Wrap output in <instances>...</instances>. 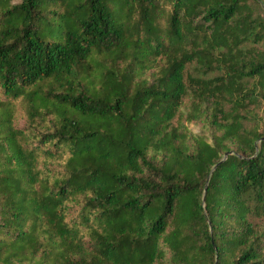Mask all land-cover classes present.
Returning a JSON list of instances; mask_svg holds the SVG:
<instances>
[{"label": "trees", "instance_id": "trees-1", "mask_svg": "<svg viewBox=\"0 0 264 264\" xmlns=\"http://www.w3.org/2000/svg\"><path fill=\"white\" fill-rule=\"evenodd\" d=\"M0 264H264V0H0Z\"/></svg>", "mask_w": 264, "mask_h": 264}, {"label": "rangeland", "instance_id": "rangeland-1", "mask_svg": "<svg viewBox=\"0 0 264 264\" xmlns=\"http://www.w3.org/2000/svg\"><path fill=\"white\" fill-rule=\"evenodd\" d=\"M13 1H17V0H13ZM24 122V119L21 116H18L17 119L15 120V124L17 126H21ZM192 129L194 132H197L199 130V126H192Z\"/></svg>", "mask_w": 264, "mask_h": 264}, {"label": "water", "instance_id": "water-1", "mask_svg": "<svg viewBox=\"0 0 264 264\" xmlns=\"http://www.w3.org/2000/svg\"><path fill=\"white\" fill-rule=\"evenodd\" d=\"M227 154H228V153H225V154H224V158L227 156ZM220 161H221V160H220ZM214 167H215V166H214ZM212 170H213V168H212ZM212 170L210 171V174H209V175H211ZM209 177H210V176H209ZM205 189H206V188H205Z\"/></svg>", "mask_w": 264, "mask_h": 264}]
</instances>
